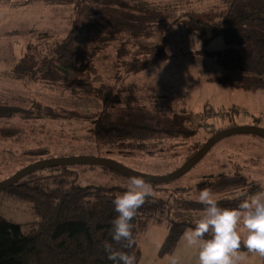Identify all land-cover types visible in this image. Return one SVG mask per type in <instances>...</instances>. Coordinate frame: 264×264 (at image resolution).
Segmentation results:
<instances>
[{
	"label": "trees",
	"instance_id": "trees-1",
	"mask_svg": "<svg viewBox=\"0 0 264 264\" xmlns=\"http://www.w3.org/2000/svg\"><path fill=\"white\" fill-rule=\"evenodd\" d=\"M23 2L19 6H62L69 8L71 13L67 17L69 30L65 38L53 35L50 30L38 32V35L43 34L40 37L36 36V30L29 33L31 42L12 69L17 80L38 75L47 87L64 88L74 95L84 94L100 74L98 54L110 47L117 45L114 48L115 69L124 72L126 79L157 69L170 58L167 36L160 39L155 50L135 52L133 48L136 41L156 37L159 28L171 19L174 10L168 7L140 0ZM14 3L19 0H0V6ZM174 26L183 30L186 36L198 39L204 47L217 39L223 40V51L211 52L204 48L196 52L198 57L213 61L224 71L223 75L209 77V82L252 94L264 92V0H227L223 10L181 14L173 20L170 30ZM83 34L89 35L94 44L89 59L81 55L79 36ZM113 91L111 85L105 84L91 90L90 95L103 102L102 110L92 116L41 108L48 112L52 122L79 120L93 126L94 131L86 133L80 141L97 150L146 152L178 140H191L197 134L195 129L201 127L192 125L183 112L160 113L158 109L142 106V97L133 86H122L116 100L109 101ZM154 98L158 102L164 96L157 94ZM224 130L215 132L210 138ZM1 133L3 139L8 140L23 137L21 130L18 134L3 128ZM205 144H198L186 162ZM69 167L38 171L4 191L12 199L31 203L38 221L19 225L0 214V264H113L107 259L102 242L110 240L111 221L117 215L112 201L117 195L73 187L70 183L76 173ZM203 188H210L215 196H220L233 189L258 190L260 187L239 172L198 181L186 188L188 196L182 199L174 194L167 198L145 199L133 218L135 246L123 248L135 254L136 264L142 256L139 236L148 230L152 221H167L169 226L159 256H170L175 252L183 233L193 226V222L170 215L177 211L202 212L204 205L191 196H198ZM243 198L218 202L222 207L233 208ZM114 247L122 246L114 244ZM238 251L252 252L243 242ZM261 257L264 264V256Z\"/></svg>",
	"mask_w": 264,
	"mask_h": 264
},
{
	"label": "rangeland",
	"instance_id": "rangeland-1",
	"mask_svg": "<svg viewBox=\"0 0 264 264\" xmlns=\"http://www.w3.org/2000/svg\"><path fill=\"white\" fill-rule=\"evenodd\" d=\"M23 1L0 6V183L33 165L34 161L60 158L102 159L118 163L141 175L166 177L186 163L198 144L206 143L219 130L235 127L264 130V92L247 93L207 80L209 77L223 75L224 71L215 66L213 61L198 57L196 52L204 48L211 52L223 51V40L217 39L204 47L198 39L186 36L177 26L170 30L173 20L181 14L223 10L226 9L227 0H140L174 11L166 25L159 28L155 38L136 41L133 48L135 52L155 50L160 45V39L167 36L170 40L169 60L157 69L126 79L124 72L119 73L115 69V45L98 54L100 74L92 80L84 94L77 95L64 88L47 87L40 82L38 75L17 80L13 74L14 65L23 57L31 42L29 33L32 30L37 31V37L43 35H38V32L50 30L53 35L63 38L69 30V8L45 4L19 6ZM79 40L82 57L92 58L94 44L90 36L83 34L79 36ZM101 84L114 88L109 101L116 100L122 86H133L142 97V106L158 109L160 113L183 112L192 125L201 127L195 129L197 134L191 140H178L146 152L97 150L93 145H85L80 141L86 133L94 131L93 126L79 120L52 122L48 112L42 109L51 107L57 111L64 109L82 116H92L103 107V102L90 95L91 90ZM157 94L164 98L157 102L154 98ZM3 128L18 134L21 130L23 137L3 139ZM69 169L76 173L70 183L73 187L92 188L104 194L122 193L130 179L103 167L76 165ZM239 172L260 188L233 189L215 196L218 201L245 197L264 188L263 139L244 134L220 141L188 174L167 184H150L153 193L146 199L167 198L172 194L182 199L188 196L186 188L194 186L198 181ZM191 197L198 200L196 195ZM0 214L9 222L19 225L38 221L31 203L12 199L4 191L0 192ZM201 214L202 212L177 211L170 217L194 222ZM168 230L167 221H152L148 230L139 236L138 244L147 255V262L169 264L170 257L174 256L178 264H197L195 249L187 246L186 242H182L172 256H159ZM239 255L242 263L247 261V264H263L258 253L239 251Z\"/></svg>",
	"mask_w": 264,
	"mask_h": 264
},
{
	"label": "clouds",
	"instance_id": "clouds-1",
	"mask_svg": "<svg viewBox=\"0 0 264 264\" xmlns=\"http://www.w3.org/2000/svg\"><path fill=\"white\" fill-rule=\"evenodd\" d=\"M152 193L146 178L134 175L126 190L113 199L117 215L111 221L110 240L102 242L113 264H136L135 254L123 248L135 246L133 218ZM197 199L204 205L202 214L183 233L187 246L195 249L197 264H240L241 242L248 250L264 256V188L245 196L233 208L222 207L210 188L201 189ZM169 264L178 261L173 256Z\"/></svg>",
	"mask_w": 264,
	"mask_h": 264
},
{
	"label": "water",
	"instance_id": "water-1",
	"mask_svg": "<svg viewBox=\"0 0 264 264\" xmlns=\"http://www.w3.org/2000/svg\"><path fill=\"white\" fill-rule=\"evenodd\" d=\"M244 134L255 135L264 140V130L260 128L235 127L221 131L216 135H214L212 138H210L203 146V148L199 152H197L192 158H190L180 169H178L176 172L166 177L157 178V177H149V176L141 175L123 167L118 163L102 160V159L60 158V159L49 160L44 162H37L21 170L11 179L0 183V191H5L7 189H10L11 187L19 183L21 180L26 178L27 176L36 173L38 171L49 168L68 167V166H76V165L103 167L110 169L120 175L126 176L128 178H131L134 175L143 176L150 184H157V185L167 184L188 174L198 163H200L206 157V155L211 151V149L220 141L229 138L231 136L244 135Z\"/></svg>",
	"mask_w": 264,
	"mask_h": 264
},
{
	"label": "crops",
	"instance_id": "crops-1",
	"mask_svg": "<svg viewBox=\"0 0 264 264\" xmlns=\"http://www.w3.org/2000/svg\"><path fill=\"white\" fill-rule=\"evenodd\" d=\"M167 235H168V233H167ZM167 237V236H166ZM166 239V238H165ZM165 241V240H164ZM182 242H185V240L183 239V237L181 238V240L179 241V243H178V245H177V248H176V250L179 248V245L182 243ZM164 243V242H163ZM163 243L161 244V245H163ZM140 246V245H139ZM140 249H141V246H140ZM175 250V251H176ZM141 253H142V256H141V259H140V262H139V264H149L148 262H147V255H145V253H144V251H143V249H141ZM175 253V252H174ZM173 253V254H174ZM172 254V255H173ZM259 254V253H258ZM172 255H170V256H172ZM260 255V254H259ZM260 257H261V255H260ZM242 259H245V256H242ZM261 259H262V257H261ZM248 260H250L249 258H248ZM245 263H242V262H240V264H247V261H244ZM249 262H252V260L251 261H249ZM263 262V261H262ZM257 263V262H256Z\"/></svg>",
	"mask_w": 264,
	"mask_h": 264
}]
</instances>
